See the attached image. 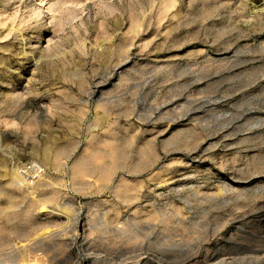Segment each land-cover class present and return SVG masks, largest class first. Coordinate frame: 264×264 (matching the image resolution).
I'll return each mask as SVG.
<instances>
[{
  "label": "rangeland",
  "instance_id": "374dc122",
  "mask_svg": "<svg viewBox=\"0 0 264 264\" xmlns=\"http://www.w3.org/2000/svg\"><path fill=\"white\" fill-rule=\"evenodd\" d=\"M260 250L264 0H0V264Z\"/></svg>",
  "mask_w": 264,
  "mask_h": 264
},
{
  "label": "bare ground",
  "instance_id": "6f19581e",
  "mask_svg": "<svg viewBox=\"0 0 264 264\" xmlns=\"http://www.w3.org/2000/svg\"><path fill=\"white\" fill-rule=\"evenodd\" d=\"M13 173H14V171H13ZM13 175H15V174H13ZM12 177V176H11ZM14 178H12V179H15V177L17 178V176L15 175V176H13ZM18 179V178H17ZM11 182H13V181H11ZM11 182H10V184H11ZM15 183H16V180H15ZM14 182H13V184H15ZM17 184H19V180L17 181ZM13 186H15L16 187V189H17V186L18 185H13ZM19 186H20V184H19ZM18 186V187H19ZM21 187V186H20ZM19 187V188H20ZM18 188V189H19ZM21 189V188H20ZM46 234V233H45ZM42 237V239H43V237L45 238V236H43V235H40V238ZM25 245V244H24ZM28 244H26V246H27ZM23 246V245H22ZM29 246V245H28ZM15 247V246H14ZM16 248V247H15ZM18 248V247H17ZM13 249V248H12ZM11 249V250H12ZM13 252H15V250L13 249ZM12 251H11V253H13ZM17 252V251H16ZM246 254H248L247 255V257L245 258L244 257V255H243V257L244 258H242L240 261H241V263L242 262H245V263H247V264H264V250H260V251H250L249 253L247 252ZM101 256V255H100ZM30 258V257H29ZM240 258V257H239ZM31 259V258H30ZM23 260V259H22ZM236 260H238V259H236ZM24 263L23 264H30L31 263V261H34L33 259L31 260V261H29L28 259H26V257H24ZM240 261L238 262V264L240 263ZM216 264H237V261H228V260H219V262H217Z\"/></svg>",
  "mask_w": 264,
  "mask_h": 264
},
{
  "label": "built area",
  "instance_id": "2783aa9c",
  "mask_svg": "<svg viewBox=\"0 0 264 264\" xmlns=\"http://www.w3.org/2000/svg\"><path fill=\"white\" fill-rule=\"evenodd\" d=\"M20 173L25 176L26 180H30L41 174V169L35 163H30L28 165H23L20 167ZM27 172L34 173L33 177L27 174Z\"/></svg>",
  "mask_w": 264,
  "mask_h": 264
}]
</instances>
